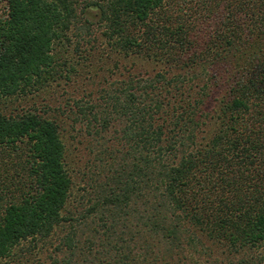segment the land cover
I'll return each instance as SVG.
<instances>
[{
  "label": "trees",
  "instance_id": "1",
  "mask_svg": "<svg viewBox=\"0 0 264 264\" xmlns=\"http://www.w3.org/2000/svg\"><path fill=\"white\" fill-rule=\"evenodd\" d=\"M175 1L0 0V264H264V0H200L204 37ZM91 12L111 51L160 68L103 92L109 109L73 100L101 148L71 211L61 124L3 107L68 77Z\"/></svg>",
  "mask_w": 264,
  "mask_h": 264
},
{
  "label": "rangeland",
  "instance_id": "2",
  "mask_svg": "<svg viewBox=\"0 0 264 264\" xmlns=\"http://www.w3.org/2000/svg\"><path fill=\"white\" fill-rule=\"evenodd\" d=\"M175 2L173 9L181 17L191 22L196 34L203 37L213 34L214 28L210 20H203L205 5L202 1L186 0L184 3L181 0H176ZM84 18L90 23L88 24L90 36H87L85 40L91 42L83 43L81 48L87 52L84 51L82 55L74 51L65 54L66 59L70 62L69 65L74 68L71 71L68 70L69 68L64 70V74L66 73L68 77L63 75L62 79L52 82L50 86L39 90L32 96L12 98L5 104V108L3 107L6 112H17L36 107L48 112L47 116L55 118L61 124V135L67 149V166L72 177L71 195L67 206L71 211L86 206L88 203L87 192L91 190L95 182L93 179L97 178L98 180L100 177L96 176L100 170L98 154L101 148L98 139L87 134L89 129L85 122L72 124L71 117H74V114L70 111L73 108V100L82 98V102L97 103L99 105L98 112L109 109V105L103 99V92L110 93L115 89L117 83L122 79H127L129 74L146 77L153 75L160 68V65L154 61L136 56L127 57L111 51L106 45L105 39L99 34L101 30L94 13H87ZM83 56L86 58L82 59ZM224 88V84L215 88L211 94V103L222 96ZM114 125L118 131L120 125L116 122ZM101 134H104L105 139L109 140L107 147L109 146L110 149L119 147L113 140L115 135L117 136L113 129ZM102 147L104 148L103 145Z\"/></svg>",
  "mask_w": 264,
  "mask_h": 264
}]
</instances>
